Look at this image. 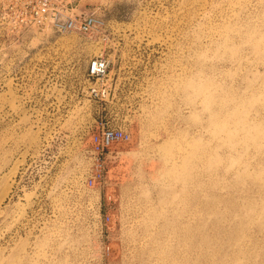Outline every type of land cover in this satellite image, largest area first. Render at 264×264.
Masks as SVG:
<instances>
[{"label": "rangeland", "instance_id": "374dc122", "mask_svg": "<svg viewBox=\"0 0 264 264\" xmlns=\"http://www.w3.org/2000/svg\"><path fill=\"white\" fill-rule=\"evenodd\" d=\"M36 1L0 0V264H264V0ZM98 120L132 139L95 180Z\"/></svg>", "mask_w": 264, "mask_h": 264}, {"label": "built area", "instance_id": "2783aa9c", "mask_svg": "<svg viewBox=\"0 0 264 264\" xmlns=\"http://www.w3.org/2000/svg\"><path fill=\"white\" fill-rule=\"evenodd\" d=\"M68 0H37L32 7L33 14L31 22L50 27L56 32H79L90 33L102 24L94 14L80 17L69 12ZM110 60L104 54L96 55L91 58L87 68V78L90 83L87 87L89 97L102 104L110 98L111 90L108 86ZM103 110L106 106H102ZM91 147L96 152L95 172L92 179L99 180L104 176L105 154L109 147L115 142H129L132 134L129 130L112 126L107 121L98 120L91 131Z\"/></svg>", "mask_w": 264, "mask_h": 264}, {"label": "bare ground", "instance_id": "6f19581e", "mask_svg": "<svg viewBox=\"0 0 264 264\" xmlns=\"http://www.w3.org/2000/svg\"><path fill=\"white\" fill-rule=\"evenodd\" d=\"M139 237H141V235ZM137 240H138L137 241L138 246H136V247L141 246L142 249H144V250H146L148 248L147 247V241H148V239H147V232H144V236L142 238L137 239ZM141 264H146L145 260H142L141 261Z\"/></svg>", "mask_w": 264, "mask_h": 264}]
</instances>
